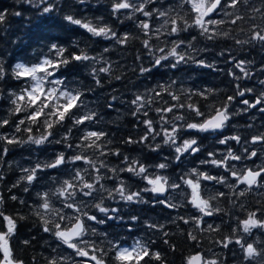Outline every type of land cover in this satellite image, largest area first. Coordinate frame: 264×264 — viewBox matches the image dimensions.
I'll return each mask as SVG.
<instances>
[{"label":"snow or ice","instance_id":"obj_1","mask_svg":"<svg viewBox=\"0 0 264 264\" xmlns=\"http://www.w3.org/2000/svg\"><path fill=\"white\" fill-rule=\"evenodd\" d=\"M15 2L35 10L39 21L35 27L38 30L43 31L45 26L52 27L57 23L59 0H15ZM76 2L83 5L87 0H76ZM157 4L159 0H113L112 14L118 18L123 15L129 20L136 19V28L139 29L143 38L139 35L133 36L129 32L118 34L110 26L96 25L91 21L86 22L71 14L64 15L63 20L71 25L79 26L93 37L114 41L116 45L126 46L132 40H140L150 58V66H144L143 63L139 66V74L145 77L152 76L154 70L177 69L182 64L215 69L214 63L198 58L200 53L209 51L207 46L196 47L198 38L213 43L221 39H232L235 45L241 46V50L245 45L264 50V0H261L260 7L253 6L252 0H178L175 8L163 4L157 7ZM23 14L21 11L10 12L7 8H0V26L7 23L10 15L22 17ZM137 14L144 19H138ZM257 14L260 19L259 23L256 22ZM153 21L158 22V26ZM31 22L30 20L29 23ZM224 25L236 26V28L224 29L222 27ZM243 25H247V28ZM236 29L244 33L246 39L232 36V31ZM193 31L196 35L191 34ZM182 33H188L190 38H181ZM161 37L165 39L161 40ZM154 39L160 41L163 46L154 45ZM108 51L109 48L106 47L104 52ZM217 55L226 57L227 62L232 65V68L228 70V75L234 81L252 78V60L238 58L232 53L231 48L222 49ZM136 59L143 60L139 54ZM102 60V56L98 58L89 55L83 49L69 53L66 47L57 43H51L47 53L38 58L36 63L17 62L11 67V72L5 66L3 58H0V82H5L11 76L12 79L24 85L19 91L13 89L7 91V98L12 105L9 115L16 116L18 119L13 125L12 134L0 133V142L4 145L0 147V162L9 152L7 145L41 146L55 143L63 144L68 150H76L73 155L68 156L65 152H59L50 161L37 162L33 167L22 168L23 175L12 185V188L18 187L21 183L32 186L42 178L39 173H44L49 169L60 170L66 174V178L63 179L59 176H51L52 186L36 193L39 202L35 205H27L31 209V214L36 217L39 230L49 234L54 241L58 242L52 251L56 252L61 246L71 250L66 256L45 257L47 264H108L106 258L109 253H112L114 264H150L151 261L166 264L163 254L150 247V243L154 241L145 243L137 240L132 246L126 247L122 246L119 240L109 239L106 231L100 232L97 227L93 226L125 219L120 214V208L108 207L105 201L149 204L150 201L146 200L142 193H151L154 197L151 201L153 206L160 205L164 208L176 209L180 205L171 202L166 194L171 190L181 188L182 183L190 189V199L187 203L196 210L198 215L187 218L180 216L178 219L185 225H193V231L187 233V238L199 245L197 232H218L220 228L219 225L207 223L205 220V217H214L223 211L216 207L213 201L225 196L238 199L254 187L264 188V165L237 170L236 164L230 163L257 158L258 152L248 147L243 148V154H237L229 148L221 159L216 158V152H209L210 159L202 160L200 163L211 164L223 169L226 175H211L193 168L189 173L181 175L178 178L181 183H177L170 182L165 175L150 174L148 166L139 160L130 159L119 149H111L108 147L112 143L110 133L103 130H88L90 125L99 122L97 119L99 113L88 108L84 99L85 90L67 87L62 71L64 69L70 72L78 71L81 65L85 68L91 67L89 74L92 80L97 87H102L101 74L112 78L113 71L111 62L107 60H103L99 68L94 67ZM235 70H238L239 74ZM260 71L264 72V67H261ZM114 78L122 79L121 76ZM258 82L264 85V80ZM175 83L174 80L167 84L158 83L155 88L146 89L143 93L134 92L132 99L126 101L132 108L131 115L137 118V124L143 125L144 134L138 139L128 136L123 140L125 145L147 142L150 150L154 152L161 149L162 145H167L174 148L176 153L174 159L180 161L186 153L196 154L201 151L197 139H184L181 136L182 132L222 133L232 118L233 113L229 109L233 102L238 97L243 98L246 94L254 93L253 88H241L237 83L235 93L227 96L219 107L213 105L212 111L206 114L196 103L191 102V97L200 96L208 99L212 90H189L186 94V102L181 99V94L172 91ZM165 95L170 99L164 100ZM3 96L4 89L0 88V97ZM118 99L115 95L111 96V101ZM111 101L108 103L109 108L114 107ZM240 103L245 105V108L241 110L243 112L260 106L258 110L264 113V91L255 96L253 101L245 98L240 100ZM153 105L157 106L153 107ZM150 112L156 114L155 119L149 117ZM185 113L194 114V118L200 119L188 122V116ZM140 116L144 119H140ZM10 123L7 118L0 119V128L9 126ZM79 126H85V128L78 142L73 144L71 142L73 129L80 131ZM34 127L40 131L38 136L33 134ZM58 128L64 129V134L60 139H56L58 133L55 130ZM21 131L28 133L27 139H20L15 135ZM157 137L161 138L162 144L151 143L156 141ZM229 141L245 145L249 143L264 145V133L252 136L250 141L243 142L238 134L224 136L218 140V143L228 145ZM109 156L120 158L121 166H110L107 160ZM69 165L71 167H68ZM155 167L158 170H165L169 164L162 162ZM122 172L141 178L146 182V186L138 191H131L125 181L119 179V174ZM3 180L4 175L0 172V181ZM106 180H118V183L109 188L103 183ZM204 181L226 186L230 192L218 191L206 198L202 194V182ZM241 185L244 187L241 188ZM11 190V188L8 189L9 192ZM23 190L28 192L29 187ZM10 199L25 205V201L16 195H11ZM232 202L235 204V200ZM4 204L5 197L3 193H0V264H24V261L15 255L12 241L18 234L19 221L26 220L28 217L20 213L6 214ZM93 209L95 212L92 211ZM260 212V209L248 212L246 218L238 222V227L232 228V236H225L216 240L215 243L229 251H231L230 245H238L246 264H261L264 261V248H258L256 242H246L244 236L234 238L237 231L251 234L253 229L264 230V218L258 215ZM96 213L102 215L98 216ZM140 219L139 215L129 213V230H131V225ZM205 224L206 227H203ZM144 225L149 230L161 232L163 237L169 236L163 224L145 220ZM90 237H101L102 239L98 243ZM34 240L35 237L32 236L24 239L22 243L25 246H31ZM105 242L106 246H102ZM163 243L169 244V241L164 239ZM169 247L175 250L174 245L169 244ZM33 264H35V258H33ZM185 264H225V262L219 259H208L203 253L196 252L187 257Z\"/></svg>","mask_w":264,"mask_h":264},{"label":"trees","instance_id":"obj_2","mask_svg":"<svg viewBox=\"0 0 264 264\" xmlns=\"http://www.w3.org/2000/svg\"><path fill=\"white\" fill-rule=\"evenodd\" d=\"M113 0H87L83 5L78 4L76 0H59V14L56 15L57 23L48 27L45 26L43 31L38 30L35 24L39 21L36 18L35 10L29 9L27 5H20L15 0H0V8H7L11 11L23 12L22 17L9 16L7 23L0 26V58H3L5 66L11 72V67L17 62L26 64L36 63L44 53H47L48 46L51 43L60 44L68 49V52H78L83 49L89 55L103 57L112 64V78L101 74L102 87H97L92 80L91 67L85 68L79 66L78 71L62 70L64 72L65 82L67 87L85 90L84 99L87 102L88 108L97 111L98 123L89 126L88 130H103L110 133L112 143L108 146L111 149H119L123 155H127L130 159L139 160L144 165L148 166L150 174H162L169 178L170 182L179 181V177L185 173H189L191 169L197 168L199 171L208 172L211 175H226L223 169L216 168L211 164H201L200 161L210 159L209 152H216L217 159H221L226 155L229 148L237 154H243V148L248 147L250 150L255 149L258 152V157L253 160H244L241 162H230L236 164L237 170H242L245 167H257L264 165V145L262 144H237L235 141H229L228 145H221L218 140L224 136L240 135L242 142L250 141L252 136L264 133V113L257 108L249 109L247 112L241 111L245 105L240 103L242 99L253 101L255 96L264 91V85L259 84V80H264V72L260 71L264 67V50L259 47L251 48L250 46L235 45L232 39H221L215 43L204 41L198 38L196 41L197 48L207 46L209 51L202 52L198 58H204L207 62L214 63L215 69L199 67L194 64H182L177 69L169 70L162 68L154 70L150 77L141 76L139 74V66L143 63L144 66H150V58L143 49L140 40H132L126 46L116 45L114 41L105 40L101 37H93L86 30L76 25H71L63 20V16L67 14L73 15L75 18L83 21H91L96 25L110 26L118 34L129 32L133 36H141L139 29L136 28V19L129 20L125 16L120 15L119 18L114 16L111 11ZM253 6L260 7L261 0H252ZM165 6L177 7L178 0H159V4ZM179 10V9H178ZM138 19H144L137 14ZM219 18V17H217ZM32 21L29 23V21ZM256 22L259 23V15L257 14ZM157 24L158 22L153 21ZM247 28V25H243ZM224 29H234L236 26L224 25ZM196 35L195 31L191 33ZM232 36L239 39H246L244 33H240L238 29L232 31ZM190 38L188 33H182L181 38ZM165 37H161V40ZM174 39V37H173ZM156 46H163L160 41L153 40ZM78 45V47H77ZM109 48L108 52H104L105 48ZM231 48V51L238 58H246L253 61L251 67L252 78L240 81H234L229 75L228 70L232 65L227 62L226 57L217 55L222 49ZM140 55L143 60H137V55ZM195 54V53H194ZM67 55V53H66ZM94 65L99 68L103 64ZM72 67L71 65L69 66ZM239 74L238 70H235ZM59 75V74H58ZM115 76H121L122 79L116 80ZM176 83L172 87V91L181 94V99L187 102V93L189 90L201 91L205 89L212 90L208 99L200 96H192L191 102L196 103L206 114L212 111V106L219 107L229 95H233L236 91V84L239 83L241 88H253L254 93L246 94L243 98H237L230 107L233 113L232 118L228 122L222 133H197L195 131H185L181 133L184 139L196 138L200 145L201 151L196 154H184L180 161L174 159L176 153L174 148L167 145H162L158 151H151L148 143L125 145L123 140L128 136L138 139L144 134L143 125L137 124V118L131 115L132 108L126 101L132 99L134 92H145L146 89L155 88L158 83L167 84L170 81ZM23 83L16 81L9 76L5 82H0V88L4 89V96L0 97V119H9L10 125L0 128V133L12 134L14 132V124L18 117L10 116L9 109L12 107L8 98L7 91L13 89L19 91L23 87ZM91 89V91H87ZM115 95L119 99L111 101V96ZM164 100L170 98L165 95ZM111 101L114 107L109 108L108 103ZM157 105H153L155 107ZM83 111V110H82ZM238 113V114H237ZM188 116V122H195L200 118H194V114L185 113ZM171 115V114H169ZM154 112L149 113V117L155 119ZM144 119L143 116L139 117ZM251 125V127H249ZM80 131L73 129L71 142H78V138L83 134L85 126H79ZM58 134L56 139L64 134V129L58 128L55 130ZM33 134L39 135L40 131L35 127ZM20 139H27L28 133L21 131L15 133ZM181 142V141H178ZM161 143L160 137L156 141L151 142ZM4 145L0 142V147ZM9 148L8 154L0 162V172L4 175V180L0 181V193L5 197L4 210L6 214L16 215L20 213L26 220L19 221L18 234L13 239L12 244L17 258L24 261V264H47L45 257L66 256L71 250L64 246L57 248L56 252L52 251L58 242L46 233L39 230L36 223V217L31 214V209L27 205H35L39 201L36 193L47 190L51 187V176H59L60 179L66 178V174L60 170L49 169L44 173H39L42 177L32 186L21 183L18 187L12 188V185L23 175L22 168L33 167L37 162H46L54 159L59 152H65L70 156L75 154V149L68 150L63 144H45L41 146L33 144L24 145H7ZM167 157V160H165ZM110 166H121L120 158L115 156L107 157ZM167 162L169 167L165 170H158L155 166L159 163ZM82 166V165H81ZM68 167H71L70 165ZM111 175V174H109ZM119 179H123L131 191H138L146 186V182L139 177L132 176L127 172L119 174ZM232 182L231 180L229 181ZM107 187L111 188L118 180L103 181ZM29 187V191L23 189ZM241 188L244 186L241 185ZM11 188V192L8 189ZM202 194L207 198L214 195L218 191L229 193L230 190L226 186L215 184L214 182H202ZM190 189L181 183V188L171 190L166 195L171 202L180 205L176 209H168L163 206H153L151 201L154 199L151 193H142L149 204H126L123 201H105L108 207H117L121 209L120 214L125 217L124 221H108L105 225H93L100 232H107L109 239L119 240L122 246L133 245L137 240L150 243L153 250H158L163 254L166 264H185L188 256L201 252L208 259H219L225 264H246L243 261V254L238 245H230L231 251L222 249L215 243L225 236H232V228L238 227V222L246 218L247 213L260 209L258 215L264 218V188L254 187L245 196L236 199L228 196L222 197L217 201H213L216 207L223 211L214 217H205L207 223L219 225L218 232H197L199 245L188 240L187 233L193 231V225H185L178 217L185 218L198 215L196 210L192 208L187 200ZM11 195H16L19 199L25 201V205H21L18 201H12ZM235 200V204H233ZM243 205V207H241ZM95 212V210H92ZM139 215L140 221L131 225L129 230L128 214ZM98 216L102 215L96 213ZM159 223L165 225L164 230L169 233V236L163 237L159 231H152L145 227L144 221ZM175 221V222H173ZM206 227V224L203 225ZM35 237L31 246H25L22 241L29 237ZM244 236L246 242H256L258 248H264V230L253 229L251 234H244L242 231H237L234 238ZM90 239L99 241L101 237H90ZM167 239L169 244L175 246L173 251L169 244L163 243ZM106 246V242L104 245ZM108 264H114L112 253H109ZM150 264H159L157 261H151ZM264 264V261L261 262Z\"/></svg>","mask_w":264,"mask_h":264}]
</instances>
